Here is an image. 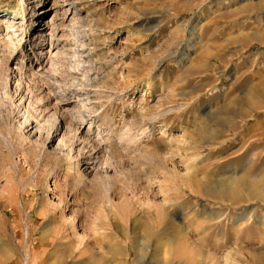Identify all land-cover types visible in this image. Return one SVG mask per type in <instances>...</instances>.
I'll return each instance as SVG.
<instances>
[{"label":"rangeland","instance_id":"obj_1","mask_svg":"<svg viewBox=\"0 0 264 264\" xmlns=\"http://www.w3.org/2000/svg\"><path fill=\"white\" fill-rule=\"evenodd\" d=\"M242 180L264 184V0H0V264H264V200L207 193ZM170 199L180 233L154 226Z\"/></svg>","mask_w":264,"mask_h":264},{"label":"bare ground","instance_id":"obj_2","mask_svg":"<svg viewBox=\"0 0 264 264\" xmlns=\"http://www.w3.org/2000/svg\"><path fill=\"white\" fill-rule=\"evenodd\" d=\"M30 21H33V19L30 20ZM1 24L6 25L5 26L6 31L13 32L11 30V27H10L11 25H13V22H5V21L2 22L1 21ZM48 53H50V52H48ZM144 91H145V93H144L143 96H146V95H148L150 93L148 90H144ZM255 107H257L255 101H251L250 104L248 105L249 110L254 109ZM228 111H229V113L232 112L230 109ZM228 111H226V114H227ZM207 117H209V116H207ZM226 117L218 118L214 123L211 122V121H208V122L203 121V122H201V127H203L201 132H205V134H210V136L207 137L209 139L208 140L209 142H207L209 144H207V145H221L222 146L224 143H226L227 140H220L219 141L218 139H220V138H222V136H224L223 135V134H225L224 131H229L230 132V131H233V130L236 129V123L233 120H230V118H226ZM210 127H211V129H210ZM215 128H216V130L214 131ZM195 145H197V144H195ZM195 145H194V147H195ZM163 152L164 153L161 152L163 154V156L164 155L166 156L167 153H168L167 156H169V152L173 153V151L171 149H166ZM158 154L159 153H157V157H158ZM163 156L161 155V157H163ZM254 183H256V181H254ZM247 184H248V181L242 180L239 183H235L232 187L222 186L221 188L217 189V188H214L212 186H208L207 187V193L210 196H212V197H214L216 199H220V200H223V201H231L232 203H240V202H245V201L249 202V201H252V200H259V201L264 200V184L261 185L260 187H257V189L255 191L253 190V191H249L248 193H243L244 192V187ZM251 186H253V185L251 184ZM251 188L254 189V187H251ZM165 202H166L165 204H167V210H166V212L164 211L165 214H164V216L161 219L157 216V219H156V222L154 223L155 224L154 226L155 227H160V226L163 225V228H165L164 231H169V234L180 233L181 231H185L186 230L185 227H182V228L180 227V229H179L178 226H180V224L176 222V219H177L176 217H178L176 215H177V213H178V215L180 213V211L177 209L178 206H175L173 203H171L172 202L171 199L169 201H165ZM157 209H159V207ZM161 212H163V211H161ZM184 214H183V212L180 213V215H184ZM158 215L161 216V214H158ZM184 224H185V222H184ZM154 233H155V231L153 230V228L147 229L146 234L148 236L147 237L148 241L151 239V237H152V235ZM126 238H127V236L126 237H125V235L122 236V239L125 240ZM117 243H120V242L117 241ZM122 249H123V247L121 248L120 244H116L115 243V245H110V247L107 248V250H106L107 252L106 253L108 255V252L112 251V252H109V253H112V255L113 254H115V255L122 254L123 253ZM111 257H110V259H111ZM114 258H115V256H114ZM155 258L158 261H162V260H164V261H167V260H170V261H173V260L186 261L188 259L187 257H183V256L166 255L165 253L161 254V255L158 254L157 256H155ZM102 259H103V257H99V256L93 258L94 262H96L97 264H104ZM105 259H107V257ZM112 260H110L111 263H113ZM114 261H115V259H114ZM111 263H109V264H111Z\"/></svg>","mask_w":264,"mask_h":264}]
</instances>
